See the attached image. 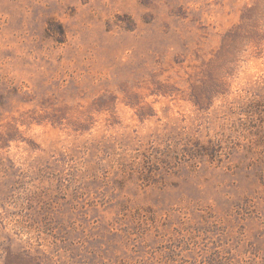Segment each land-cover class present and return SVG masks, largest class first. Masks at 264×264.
<instances>
[{"label": "rangeland", "instance_id": "obj_1", "mask_svg": "<svg viewBox=\"0 0 264 264\" xmlns=\"http://www.w3.org/2000/svg\"><path fill=\"white\" fill-rule=\"evenodd\" d=\"M0 264H264V0H0Z\"/></svg>", "mask_w": 264, "mask_h": 264}]
</instances>
